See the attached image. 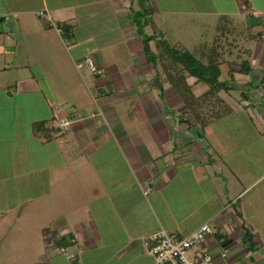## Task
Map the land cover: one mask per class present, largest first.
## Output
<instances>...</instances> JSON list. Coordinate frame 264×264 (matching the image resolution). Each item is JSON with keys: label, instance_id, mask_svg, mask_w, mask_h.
I'll use <instances>...</instances> for the list:
<instances>
[{"label": "crops", "instance_id": "crops-1", "mask_svg": "<svg viewBox=\"0 0 264 264\" xmlns=\"http://www.w3.org/2000/svg\"><path fill=\"white\" fill-rule=\"evenodd\" d=\"M143 2L153 9L149 35L164 38L154 20L165 12L214 27L193 48L214 52L218 42L228 88L199 108L203 136L144 52L134 18ZM5 13L12 18L0 23L2 264H156L146 236L186 235L204 222L223 238L209 237L203 248L226 249L236 264H264V0H0ZM113 17L123 33L117 42L100 29ZM60 24L73 28L71 38ZM165 40L181 42L173 33ZM89 55L95 73L77 66ZM183 74L197 97L208 93V83ZM66 116L73 121L64 138L34 132L35 123L53 128ZM48 228L66 237L73 257Z\"/></svg>", "mask_w": 264, "mask_h": 264}, {"label": "trees", "instance_id": "trees-1", "mask_svg": "<svg viewBox=\"0 0 264 264\" xmlns=\"http://www.w3.org/2000/svg\"><path fill=\"white\" fill-rule=\"evenodd\" d=\"M142 9L136 11L134 14L135 22L138 27V33L142 36L143 39V48L144 52L147 55L149 61L153 63L159 62L163 67L164 72L168 75L171 83L175 86L178 93L184 99L186 105L190 110L196 115L200 126L197 127V133L199 136H203L204 127L206 125V118H201V112L199 108L203 106L205 100L208 99L211 95L216 93V90L228 88L227 83L220 81V61L218 60V42L214 43V52L212 48H207V50L197 49L194 51L185 50L182 51L176 46H171L167 41L160 37L158 34H147L144 30L146 24L149 20L147 16L152 14L151 8L143 6ZM150 13V14H149ZM61 28V35L66 39H69L73 35V28L67 24L58 25ZM156 41L157 51L151 46V41ZM202 51V52H201ZM206 59V61H205ZM187 71L190 75L195 76L200 81L208 83L211 88L204 97H197L191 86L187 83L186 78L184 77V72ZM204 108V107H203ZM46 122L41 121L34 124V132L40 134L43 131L48 129L49 136L55 135L57 138H64V131L58 125L57 127L47 128L45 126ZM45 134V133H43ZM48 136V137H49ZM218 239L223 238L221 233L216 235ZM52 237L56 240V247H67L68 242L66 237L60 236L57 237V233L52 230ZM229 243L228 240L224 241L222 244L226 246Z\"/></svg>", "mask_w": 264, "mask_h": 264}, {"label": "built area", "instance_id": "built-area-1", "mask_svg": "<svg viewBox=\"0 0 264 264\" xmlns=\"http://www.w3.org/2000/svg\"><path fill=\"white\" fill-rule=\"evenodd\" d=\"M39 14L42 15L43 13ZM11 18L9 13L2 14L0 15V23L2 20L9 21ZM54 26L61 33V28L58 25ZM95 65V58L91 55L77 63L79 68L89 66L94 73L96 72ZM72 121V117H61L58 125L65 131L70 127ZM149 190L150 187L147 186L144 192L148 193ZM218 233L219 230L214 225L210 222H204L186 235L164 229L158 230L146 236L142 240V244L144 249L153 256L156 264H236L230 260V255L226 249H221L218 254H215L202 247L204 241ZM70 240L74 242L73 239ZM190 250L193 251L189 257L188 252ZM60 251L70 258L74 256L72 248L61 247Z\"/></svg>", "mask_w": 264, "mask_h": 264}, {"label": "rangeland", "instance_id": "rangeland-1", "mask_svg": "<svg viewBox=\"0 0 264 264\" xmlns=\"http://www.w3.org/2000/svg\"><path fill=\"white\" fill-rule=\"evenodd\" d=\"M174 1H176V0H169V2H174ZM143 3H144L143 6H147L146 2H143ZM177 3L180 5H183L181 3V1H179ZM186 6H188V4H186ZM147 8H151V10H153L151 5H148ZM134 13H136V12L134 11ZM152 13H153V11H152ZM151 16H153V14L152 15L150 14L147 16V19L149 21L151 20ZM109 19L110 20H108V23H104L100 26V29L105 28L104 33H106V36H104V37H107V39H115L116 41H112V42H117L119 39L122 38V34H123L122 30L117 25V21H116V19H114V17L109 18ZM185 19H187V18H185ZM196 20H200V19L189 18L188 22L187 21L184 22L183 19L181 18V15H175L172 12H165V13H163L162 19L161 18L160 19L155 18L154 21L157 23L158 27L160 28L159 31H161L163 33L164 39H167V33L168 34L173 33L181 41L179 44H177L176 49L178 48L182 52L185 50H189V51L194 50L193 47L195 46V44H198V46L201 45V43H197V40H196L198 37H200V35H201L200 32L203 33L204 37H208V38H210L214 33V30H213L214 27H211L209 25L201 26V25L197 24L198 22ZM148 30H150V26H149ZM167 43H169L171 46H173L169 41ZM198 46L196 45V47H198ZM91 56H93L95 58L94 55H91ZM82 60L83 59H81L77 62H80ZM83 70H85V68H83L82 71ZM75 75H77V73H75ZM56 80L58 82H55V83H57L59 90H61L63 92V94L66 95V91L63 88L65 80H63L62 78H60L59 80L58 79H56ZM81 87H82V89H84V86L80 85L79 88H81ZM76 89H78V88H76ZM67 106L70 110H74L73 108L70 107V105H67ZM19 225H26L27 226L28 223L27 222L22 223V220H21ZM45 231H47V232L50 231L52 234V228H50V229L48 228ZM3 237H4V234L1 235L2 241H3ZM44 237L46 238L44 240H46V242H47L48 237H46V236H44ZM48 248L49 249L44 247V249H43L42 261H47L46 253H48V251L50 249H52V246L49 245ZM195 248H198V247H195ZM192 251L193 250H190L188 252L189 257L192 255ZM3 252L6 253V250H4L2 247V249L0 250V254L2 255ZM4 255H6V254H4ZM4 261L5 260L2 257H0V264H2Z\"/></svg>", "mask_w": 264, "mask_h": 264}, {"label": "water", "instance_id": "water-1", "mask_svg": "<svg viewBox=\"0 0 264 264\" xmlns=\"http://www.w3.org/2000/svg\"><path fill=\"white\" fill-rule=\"evenodd\" d=\"M155 82H157V83H158V82H159V79H158V78H156V79H155ZM195 130H196V129H195Z\"/></svg>", "mask_w": 264, "mask_h": 264}]
</instances>
